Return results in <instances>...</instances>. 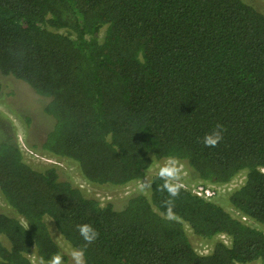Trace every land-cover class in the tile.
<instances>
[{
  "label": "trees",
  "instance_id": "trees-1",
  "mask_svg": "<svg viewBox=\"0 0 264 264\" xmlns=\"http://www.w3.org/2000/svg\"><path fill=\"white\" fill-rule=\"evenodd\" d=\"M0 74L48 98L49 127L30 146L73 161L89 183L122 187L174 156L188 183L242 173L225 201L255 223L189 187L165 219L157 173L148 195L102 203L56 164L27 163L6 138L0 195L14 214L0 212V264L64 254L57 236L84 247L82 223L99 232L87 264H264L263 11L244 0H0ZM217 123L224 137L206 147ZM186 225L211 241L208 252L194 248Z\"/></svg>",
  "mask_w": 264,
  "mask_h": 264
},
{
  "label": "rangeland",
  "instance_id": "rangeland-1",
  "mask_svg": "<svg viewBox=\"0 0 264 264\" xmlns=\"http://www.w3.org/2000/svg\"><path fill=\"white\" fill-rule=\"evenodd\" d=\"M244 1L254 5L257 9L264 12V0ZM0 80L2 84L0 90V141L6 138L15 139L19 143L23 152V158L27 163L34 167H40L55 162L54 164L58 166V172L61 178L69 179L73 184L79 186L86 194L99 198L102 203L106 200H113L117 207H121L124 199L131 193L140 192L148 195V187L141 188V185H148L150 177L158 172V167L164 162L165 158L154 162L147 169L145 175L141 179L122 187L110 188L89 183L83 179L77 165L73 161L64 159L58 160L30 146L33 143L39 144L44 138L46 128L49 127V117L43 109L48 102V98L38 95L25 82L10 75L0 74ZM21 143L25 144L28 150L25 149ZM180 164L183 166L182 163ZM183 170V182L190 187L193 183L185 182V180L190 177L189 172L184 166ZM242 178L243 175L240 173L233 179L234 182L231 184H238L239 180H242ZM231 187L232 185H226L223 188L221 187L212 198L218 200L221 205L229 209L233 215L237 216L235 211L230 208L225 201L226 192L231 190ZM1 211L10 215L14 214V211L0 195V212ZM246 222L255 224L251 220H247ZM186 231L197 251L201 253L209 251L211 241L196 237L191 233L187 225ZM56 238L62 247V252L66 256L64 259L65 264H72L70 256L68 255L72 249L59 236ZM219 238L228 242V239L224 235H220Z\"/></svg>",
  "mask_w": 264,
  "mask_h": 264
},
{
  "label": "clouds",
  "instance_id": "clouds-1",
  "mask_svg": "<svg viewBox=\"0 0 264 264\" xmlns=\"http://www.w3.org/2000/svg\"><path fill=\"white\" fill-rule=\"evenodd\" d=\"M225 130L222 124L217 123L213 129L205 134L203 144L206 147H216L222 141ZM157 175L163 181L160 190L167 192L169 197L164 202L166 212L163 216L165 219H174V200L180 195L181 189L185 187L182 179L184 175L183 166L176 157L167 156L164 162L159 165ZM147 187H150V185H141V188ZM76 227L85 245L84 247L73 248L68 255L70 256L72 264H87L85 255L86 248L97 240L99 232L90 223H82ZM39 264H65L64 254L57 252L48 259L40 257Z\"/></svg>",
  "mask_w": 264,
  "mask_h": 264
},
{
  "label": "built area",
  "instance_id": "built-area-1",
  "mask_svg": "<svg viewBox=\"0 0 264 264\" xmlns=\"http://www.w3.org/2000/svg\"><path fill=\"white\" fill-rule=\"evenodd\" d=\"M22 145H23V147L25 148V149H27V147L25 146V144H23V143H21ZM28 150V149H27ZM47 159H49V158H47ZM55 163V162H54ZM243 180H244V175H243V178H242V180H239V183L238 184H236V183H234V184H231L232 182H234V180H231L230 182H228V183H225V184H221V185H214V184H204V183H202V182H196V183H194L192 186H188L187 184H185L184 182V185H185V187H189L190 188V190L195 194V195H197V196H199V197H203V198H212L218 191H219V189L222 187H224V186H226V185H232V187L231 188H234V187H236V186H239L242 182H243ZM230 189V188H229ZM235 213L237 214V216H239L242 220H245V221H247V220H249L246 216H244V215H239V213L238 212H236L235 211ZM223 236V235H222Z\"/></svg>",
  "mask_w": 264,
  "mask_h": 264
}]
</instances>
